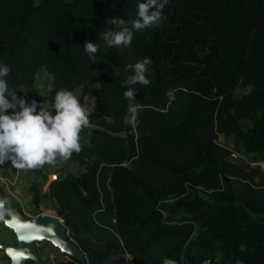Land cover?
Returning <instances> with one entry per match:
<instances>
[{
    "label": "trees",
    "instance_id": "trees-1",
    "mask_svg": "<svg viewBox=\"0 0 264 264\" xmlns=\"http://www.w3.org/2000/svg\"><path fill=\"white\" fill-rule=\"evenodd\" d=\"M142 2L0 0L10 91L21 98L44 69L52 87L46 96L24 92L28 104L80 89L87 107L98 86L89 144L69 159L84 170L48 188L85 261L57 264H264V180L215 143L231 137L236 150L264 160V0H168L158 27L109 47L104 33L119 29L108 21L136 19ZM144 58L150 83L131 86L129 101L126 66ZM14 171L0 164L1 176Z\"/></svg>",
    "mask_w": 264,
    "mask_h": 264
},
{
    "label": "clouds",
    "instance_id": "clouds-1",
    "mask_svg": "<svg viewBox=\"0 0 264 264\" xmlns=\"http://www.w3.org/2000/svg\"><path fill=\"white\" fill-rule=\"evenodd\" d=\"M167 3L168 0H144L137 6L136 19H110L108 24L119 30L105 32L104 41L109 47H129L134 32L160 25ZM129 24L131 27L127 26ZM84 46L89 55L94 56L98 51L96 43L87 42ZM150 64L151 60L144 58L126 66V70L134 73L124 81V85L129 86L124 92L129 101L136 98V90L131 86L150 83L146 75ZM9 72L7 65H0V164L10 162L19 170H36L78 154L82 150L80 134L91 124L90 113L79 98L62 89L57 91L51 106L38 105L35 101L28 104L17 92L9 90L5 79ZM128 111L129 123L135 124L138 106L130 104ZM164 264H174V261L165 260Z\"/></svg>",
    "mask_w": 264,
    "mask_h": 264
},
{
    "label": "crops",
    "instance_id": "crops-1",
    "mask_svg": "<svg viewBox=\"0 0 264 264\" xmlns=\"http://www.w3.org/2000/svg\"><path fill=\"white\" fill-rule=\"evenodd\" d=\"M52 87V77L42 69L36 76L33 87L29 90L30 93L46 96ZM25 91V89H21ZM74 95L80 94V89L73 92ZM26 100V95L22 96ZM51 106V105H45ZM39 111V108L37 109ZM90 131L81 132V144H89ZM88 134V137L85 135ZM228 142L233 145V139L228 138ZM84 170L79 164L70 161H58L56 165H45L36 170H19L8 176L0 175V190L8 202L15 205L23 214L26 212L28 217H36L44 213V209L51 210L56 213L58 205L56 201L49 196V189L45 190L47 179L50 175H55V180H61L66 174L76 176L79 172ZM35 186L38 191L37 204L33 203V193L31 187ZM0 243L8 244L10 246L16 245V240L13 232H8L0 228ZM37 251L43 264H57V261H64L65 258L60 252L49 243H41L37 245ZM0 264H10V261L5 257L4 253L0 251Z\"/></svg>",
    "mask_w": 264,
    "mask_h": 264
},
{
    "label": "water",
    "instance_id": "water-1",
    "mask_svg": "<svg viewBox=\"0 0 264 264\" xmlns=\"http://www.w3.org/2000/svg\"><path fill=\"white\" fill-rule=\"evenodd\" d=\"M55 179V175H50L44 189L47 190ZM0 205H2L0 215L3 216L0 223L13 232L16 240L15 246L0 243V251L4 253L10 264H27V262L43 264L37 251V245L41 243L51 244L64 257L78 262L85 261L83 252L69 237V232L59 217L41 214L26 218L15 205L7 201L1 190ZM21 224L27 227H18ZM28 237H34V239H27ZM16 253H22V255L14 259L13 256Z\"/></svg>",
    "mask_w": 264,
    "mask_h": 264
},
{
    "label": "built area",
    "instance_id": "built-area-1",
    "mask_svg": "<svg viewBox=\"0 0 264 264\" xmlns=\"http://www.w3.org/2000/svg\"><path fill=\"white\" fill-rule=\"evenodd\" d=\"M26 91H27L26 89L25 91H21L22 96L25 95L24 92ZM27 92L30 93L29 90ZM26 100H27V96H26ZM228 138L229 137H224L223 135H218L215 140V143L216 145L223 147L222 144H225L226 142H228ZM223 148H225L228 151L226 160L229 161L230 163L238 165V166H242L247 170H252V171H256L260 173L264 172V160L263 159L252 158L245 152L236 150L233 145H229ZM24 214L28 216L26 212H23V215ZM64 258L67 259V257H64ZM197 264H218V262L213 259L208 258V259H204L200 261Z\"/></svg>",
    "mask_w": 264,
    "mask_h": 264
},
{
    "label": "rangeland",
    "instance_id": "rangeland-1",
    "mask_svg": "<svg viewBox=\"0 0 264 264\" xmlns=\"http://www.w3.org/2000/svg\"><path fill=\"white\" fill-rule=\"evenodd\" d=\"M249 90H250L249 88L244 89V90H236L235 93H234V98H239V97L244 96L245 94H247L249 92ZM97 91H98V86L95 84V85H93V91L91 92V95L88 97V106L86 108L88 109L89 113H91L92 110H93L94 99L96 97ZM92 128H94V124L91 121L90 126L87 127V128H85L84 131H86V133H87ZM88 134H86L85 136L88 137ZM220 144H222V143H220ZM229 145H232V144L231 143H228V142H226L225 144H222L223 147H227ZM260 176H262V179L264 180V172H262V173H259V172L256 173V178H255L256 182H258L259 180H261V177ZM43 212L46 213V214H48V215L56 216V213H54V212H52L51 210H48V209H44ZM24 216L26 218H31V217L26 216L25 214H24ZM0 228H3L4 230H8V232L9 231L12 232L8 228H6L2 223H0ZM67 259H65V260H67Z\"/></svg>",
    "mask_w": 264,
    "mask_h": 264
},
{
    "label": "snow or ice",
    "instance_id": "snow-or-ice-1",
    "mask_svg": "<svg viewBox=\"0 0 264 264\" xmlns=\"http://www.w3.org/2000/svg\"><path fill=\"white\" fill-rule=\"evenodd\" d=\"M0 207H2V205H0ZM2 218H3V216L0 215V219H2ZM18 227L23 228V227H27V225H23V224H21V225H18ZM21 239H25V237H21ZM27 239H34V237H28ZM10 254H11V253H10ZM21 255H22V253H16V254L13 256V258H14V259H18L19 256H21Z\"/></svg>",
    "mask_w": 264,
    "mask_h": 264
}]
</instances>
